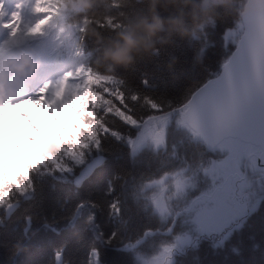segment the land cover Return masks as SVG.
I'll return each mask as SVG.
<instances>
[{"label": "trees", "instance_id": "obj_1", "mask_svg": "<svg viewBox=\"0 0 264 264\" xmlns=\"http://www.w3.org/2000/svg\"><path fill=\"white\" fill-rule=\"evenodd\" d=\"M244 2L46 0L45 3L56 19L58 40L54 56L68 54L83 69L90 68L93 73L123 81L119 87L128 96L139 94L140 101L133 106L141 112L144 96L161 104L169 101L176 104L189 89L219 72L222 60L234 47L230 45L228 50L222 47V33L234 26ZM153 13L161 21V30L152 37V46L147 51L134 54L128 64H113L104 59L105 49L116 40L118 32H141L138 26L142 22L151 23ZM170 19L179 20L185 31L169 30L165 22ZM143 80H147V85ZM202 151L200 145L190 142L181 131L170 133L166 151L143 149L135 156L123 140L107 136L99 150L93 148L88 153L89 159L100 155L102 163L78 185L73 177L80 168L61 172L54 168L47 171L41 166L31 174V188L23 193L13 192L0 205V264H55L58 252L60 264H89L93 248L99 250L101 264H121L123 254L116 251L117 247L134 242L148 229L156 232L143 245L170 243L169 233L160 232L170 225L152 214L146 182L163 169H194ZM199 183L189 192V198L207 185ZM117 200L119 215L108 207ZM10 202L15 207L5 216L4 208ZM81 203L84 207L77 212ZM177 205L178 202L173 205V211ZM252 209L246 222L234 227L228 239L196 238L175 254L174 264H264V189ZM89 215L94 217L92 221ZM113 231L116 238L110 244L105 243Z\"/></svg>", "mask_w": 264, "mask_h": 264}, {"label": "snow or ice", "instance_id": "obj_2", "mask_svg": "<svg viewBox=\"0 0 264 264\" xmlns=\"http://www.w3.org/2000/svg\"><path fill=\"white\" fill-rule=\"evenodd\" d=\"M249 9L235 17L234 26L222 33V47H235L222 60L220 71L189 89L179 103L169 101L165 105L144 96V110L137 112L133 105L140 101L139 94L128 96L119 87L123 81L83 67L76 69V74L83 72L87 78L82 91L73 92L60 108L45 103L49 81L35 96L0 102V205L13 192L31 188V174L41 166L61 172L80 168L81 177L89 175L102 161L90 164L88 153L93 148L99 150L104 137L123 140L135 156L145 148L166 151L170 133L181 131L203 149L196 167L163 169L145 185L151 189L148 205L152 214L170 225V234L176 233L173 242L161 243L147 255L139 249L153 233L145 231L116 251L131 253L137 264H174L176 252L192 244V234L228 239L234 226L241 227L251 214L244 191L248 179L242 168L264 174V4H249ZM33 11L48 13L50 9L45 0H35ZM48 19L50 16L45 15L28 33L40 32ZM20 21L19 13L13 12L9 20L2 22L10 37H15ZM73 75L65 73L57 82V97L68 88L67 81ZM201 177L207 186L189 198ZM174 202H178L175 211ZM118 204L117 200L108 205L116 215L121 212ZM90 206L96 207L94 203ZM83 207V203L78 204L76 211ZM88 219L94 217L89 215ZM115 238L113 231L105 243ZM89 264H101L98 249L90 250Z\"/></svg>", "mask_w": 264, "mask_h": 264}, {"label": "rangeland", "instance_id": "obj_3", "mask_svg": "<svg viewBox=\"0 0 264 264\" xmlns=\"http://www.w3.org/2000/svg\"><path fill=\"white\" fill-rule=\"evenodd\" d=\"M4 3H6V0H0L1 10L5 9L6 7V4L3 7ZM18 4H22L23 6L18 8L17 7ZM34 4H35V0H16V2L12 4L14 5L13 12H18L21 17V21L19 22V30L16 33L15 37H10L9 30H8L6 35L1 39L2 44H3L2 47L5 46L4 49L6 50L7 48L9 49L10 46H20L23 48L25 54H28L29 56H32V57L37 56L39 60L43 61L45 65H48L50 68H54V70L57 72L49 77L43 78L42 84H38V86L33 88V90H30L29 92H25L22 97H19V96L8 97V101L9 100L15 101L18 99H22L25 96H31V95L35 96L37 94V90L40 87H42L46 81L51 82L49 89L55 88L57 82L64 78L65 73L72 72L74 73V75L72 77H69L67 81L68 88L65 90V92L61 96L57 97L55 95V91L50 93V90H48V92L45 94V97H49L50 95L51 101L60 108L63 106L64 103L68 102L72 98L73 92L79 93L80 91H82V86L86 82L87 78L83 72L76 74V69L80 66H75L73 62L71 61L70 56L65 57L68 54L61 55L60 56L61 59L59 61H56V62L53 61L52 52H55V50L53 49L52 39L54 37L55 28L51 29L49 33L47 32L50 28H52L53 23H55L56 19H55V16H52L49 12L44 13L42 15H36L33 17L30 11H33ZM45 15L50 16V19H48V21L44 25L41 26L42 30L35 34L29 33L28 35L27 34L28 29L34 25L33 20H35L36 18L40 20ZM10 18L11 16L6 18L4 21L9 20ZM10 40H15L16 42L12 44H8V43L6 44V42ZM3 101L5 100L4 99L0 100V102H3ZM145 149H152V148H145ZM152 150H155V149H152ZM242 170L246 172L247 179H248V185L245 187L244 191L248 196V202L250 203L249 210H251L252 207L255 205L257 199L259 198L261 192L264 189V177L261 176L258 173V171L254 172L251 169H243V168ZM199 182H200L199 184L202 186L208 183L203 177L200 178ZM150 191L151 189L148 188V194ZM175 203L176 202H174V204ZM179 230L177 231V233L179 232ZM165 232L169 233L168 229ZM175 234L176 233H172V234L169 233V235L171 236L170 243L173 242ZM222 237H223L222 235H218L212 238H215L216 240H220ZM196 238L198 237L195 234H192V242ZM158 247L159 246L142 245L139 250L144 252L147 255H151L152 252L158 249ZM185 248L186 247H184L181 250H178L177 252H182ZM122 254H123V257H122L121 264H137V262L134 259V256L131 253L122 252Z\"/></svg>", "mask_w": 264, "mask_h": 264}, {"label": "clouds", "instance_id": "obj_4", "mask_svg": "<svg viewBox=\"0 0 264 264\" xmlns=\"http://www.w3.org/2000/svg\"><path fill=\"white\" fill-rule=\"evenodd\" d=\"M187 3L188 0H183ZM215 3H224V0H214ZM249 4L252 5H262L264 0H247L245 7L239 13L243 15L247 13L249 9ZM193 22H196V17L193 15ZM169 25V30L176 28L181 33L185 31L182 23L176 19H170L166 21ZM138 27L141 28V32L137 33L135 31L127 32H118L116 34L117 38L115 41H112L110 47L105 49L103 57L105 60L110 61L113 64H128L132 61L134 54H137L141 51H147L152 46V37L156 35L157 32L161 30V21L153 13L152 22H142ZM25 65H30L29 59L25 56L22 57L19 65H16L18 71H22ZM4 91V80L0 76V95Z\"/></svg>", "mask_w": 264, "mask_h": 264}, {"label": "bare ground", "instance_id": "obj_5", "mask_svg": "<svg viewBox=\"0 0 264 264\" xmlns=\"http://www.w3.org/2000/svg\"><path fill=\"white\" fill-rule=\"evenodd\" d=\"M11 2H12L11 0H8L7 7L2 10V14H3L4 19L10 17V15L12 13ZM8 30L9 29H7V28L5 29V32L0 37V40H1V38H3L6 35ZM0 46H2V44H0ZM4 48H5V46L2 47V49L0 51V76L3 77L4 87L7 86L9 88V90L11 89V91H9V94H8L9 96L17 95L18 91H20L21 88L23 89L24 92H29L30 90H33V88L38 86V84H36L38 79H34L33 77H28L26 75H24L23 77H20V75L24 71L31 73L33 76L35 73H36L35 75L38 74L37 73L38 69L44 70L45 71L44 74L50 73V71H48V69H45L44 66H42L43 61L39 60V58L37 56L32 57V56H29L28 54H25V53H24L23 57L26 56L29 59L30 65H25L22 71H18L16 68V65H19L20 62H16V63L13 62L14 60L11 57L13 55L17 54V52L19 50H21L22 47L10 46L9 49L7 48L6 50ZM25 77H26V79L28 78L29 80L28 81H22V79H25ZM19 78H22V79H19ZM20 81H22V82H20ZM25 88H26V90H25ZM54 89L55 88H50L49 89L50 93L54 92ZM4 93L5 92L3 91V94ZM0 96H2V95H0ZM31 96H34V95H31ZM50 97H51L50 95H49V97H45V103L51 102L53 107L59 108L57 105H55L51 101ZM2 128H3V125H0V129H2ZM2 143H3V137L0 136V144H2Z\"/></svg>", "mask_w": 264, "mask_h": 264}, {"label": "water", "instance_id": "obj_6", "mask_svg": "<svg viewBox=\"0 0 264 264\" xmlns=\"http://www.w3.org/2000/svg\"><path fill=\"white\" fill-rule=\"evenodd\" d=\"M246 3H247V0H245V2H244V4H243V8L245 7V5H246ZM242 8V9H243ZM3 29H4V27L2 26V24H1V22H0V33L3 31ZM235 47V46H234ZM234 47L232 48V50H234ZM231 50V51H232ZM220 71V70H219ZM101 156L100 155H95V156H93V157H91L90 159H89V163L90 164H92V163H96V162H100L101 161ZM80 172H81V169H79L78 170V172L74 175V177H73V182H74V184H76V185H78L86 176H83V177H81V175H80ZM261 176H263L264 177V174H262V173H260V172H258ZM15 207V203L14 202H10V203H8L6 206H5V208H4V212H5V216H8L9 214H10V212L13 210V208ZM146 231H152V232H155V231H153V230H150V229H148V230H146ZM119 247H121V246H119ZM119 247H117V248H119ZM60 261H61V258L59 257V259L57 258V255H56V259H55V264H60Z\"/></svg>", "mask_w": 264, "mask_h": 264}]
</instances>
